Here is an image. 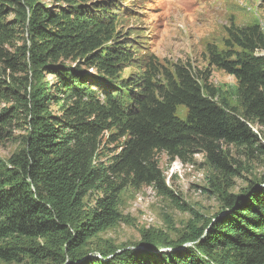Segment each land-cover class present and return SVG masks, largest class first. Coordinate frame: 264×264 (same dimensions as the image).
Returning a JSON list of instances; mask_svg holds the SVG:
<instances>
[{
    "label": "trees",
    "instance_id": "obj_1",
    "mask_svg": "<svg viewBox=\"0 0 264 264\" xmlns=\"http://www.w3.org/2000/svg\"><path fill=\"white\" fill-rule=\"evenodd\" d=\"M55 1L0 0V142L20 146L0 169V261L264 264V175L239 196L223 189L214 222L197 227L195 218L178 242L145 234L140 243L170 253L88 248L120 220L125 189L151 187L175 199L156 154L185 162L201 153L229 188L238 174L223 148L261 153L251 129H264L260 26L231 23L224 50L206 49L209 66L236 80L237 115L208 85L210 73L188 65L169 69L152 59L121 78L135 44L117 30L115 1Z\"/></svg>",
    "mask_w": 264,
    "mask_h": 264
},
{
    "label": "rangeland",
    "instance_id": "obj_2",
    "mask_svg": "<svg viewBox=\"0 0 264 264\" xmlns=\"http://www.w3.org/2000/svg\"><path fill=\"white\" fill-rule=\"evenodd\" d=\"M52 5L55 0H39ZM120 10L117 30L132 39L135 61L123 69L120 77L137 75L155 59L164 68L188 65L193 72H209L208 85L218 92L229 109L242 113L236 80L209 66L206 49L214 46L223 51L226 30L232 23L235 28L258 25L264 34V0H113ZM256 55L264 56V51ZM152 63V62H151ZM141 68V69H140ZM51 82V78H46ZM1 108V106H0ZM178 116L185 117L180 107ZM261 153L246 155L242 149L223 148L228 164L237 171L226 188L224 180L210 166L201 153L182 162L170 160L163 153L155 155L166 187L174 200L158 195L151 187L125 189L120 197V220L97 235L88 243L92 251L119 250L141 251L142 255L170 253L172 249H152L146 252L140 246L145 234L155 240L178 242L185 238L186 227H197L212 220L220 213L223 189L232 196H239L251 183L264 175V129L251 125ZM21 133L17 132L16 134ZM18 141L0 142V169L8 158L19 150ZM114 150V146L109 147ZM182 207V208H181ZM191 244H186L189 246ZM142 247V249H141ZM136 253V252H135ZM140 253V254H141ZM144 253V254H143ZM97 255V254H95ZM138 255V254H137ZM31 264L28 260L22 263Z\"/></svg>",
    "mask_w": 264,
    "mask_h": 264
},
{
    "label": "water",
    "instance_id": "obj_3",
    "mask_svg": "<svg viewBox=\"0 0 264 264\" xmlns=\"http://www.w3.org/2000/svg\"><path fill=\"white\" fill-rule=\"evenodd\" d=\"M221 216H223V214H221L220 216H218V218L221 217Z\"/></svg>",
    "mask_w": 264,
    "mask_h": 264
}]
</instances>
